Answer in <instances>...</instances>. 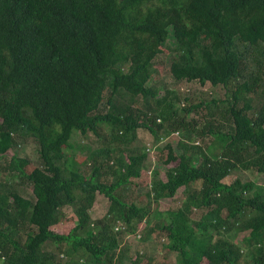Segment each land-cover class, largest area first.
I'll use <instances>...</instances> for the list:
<instances>
[{"label": "trees", "instance_id": "obj_1", "mask_svg": "<svg viewBox=\"0 0 264 264\" xmlns=\"http://www.w3.org/2000/svg\"><path fill=\"white\" fill-rule=\"evenodd\" d=\"M162 55L173 79L226 97L179 106L160 95L161 79L148 82ZM105 126L110 143L89 157L72 141ZM138 129L202 144L168 137L149 156L132 146ZM29 137L38 165L18 153ZM9 150L0 264H165L169 253L175 264H264V184L244 179L264 174V0H0V156ZM97 194L107 209L93 219Z\"/></svg>", "mask_w": 264, "mask_h": 264}, {"label": "rangeland", "instance_id": "obj_2", "mask_svg": "<svg viewBox=\"0 0 264 264\" xmlns=\"http://www.w3.org/2000/svg\"><path fill=\"white\" fill-rule=\"evenodd\" d=\"M168 58H169L168 56L167 57H165L164 55L161 56V60H163L162 64H160L161 73H159L158 76L154 75L150 79V81L148 82V85H153L154 83H159L158 81L161 79L160 95L164 94V92L166 90L171 91V92H175L176 96L179 98V102H180L179 106H182L184 104L183 98L186 95L194 96V100H196L197 98L224 99L226 97L225 90L222 86H212L207 82L204 84H201L197 81L187 82L185 80L177 81V80L173 79L171 74L169 73L170 61ZM167 101H169V99H167ZM150 102H152L151 99H150ZM218 107H219V109H221L222 107H226V103L218 104ZM210 109H215V107L210 106V107H207L206 110L208 111ZM179 113L181 114L182 111L179 110ZM191 115H193V114H191ZM219 120H221V118H219ZM158 121H160V120H158ZM222 121L225 122V126L227 128L228 124L230 123V120L228 119V117L223 118ZM201 127H202V123L199 124L198 128H201ZM99 132H100L99 136L93 134L90 131H88L84 134L76 132V133H73L72 141L75 142L76 144L85 145V148L83 149L82 154L88 155V157H89L90 152L92 150H95L101 146V144L99 143L100 140L107 138L108 143H110L109 142L110 141L109 140L110 129L105 126L104 128H101L99 130ZM172 133L173 132H171V131H165L164 133L160 132L157 136H154L146 129H138L136 141L132 144V146L136 147L139 151H142L144 149L149 151V156H151V154L154 153L155 148L158 145H160L159 142H162V143L165 142L166 140H168V137H169V140H171L174 143H176L178 140L183 138L184 140L188 139V141H193L196 144H200V145L202 144V140L200 138H197V136L193 132H190V139L187 137L186 132H184L182 130H179L178 133H176L175 131L173 134ZM161 134H163V135H161ZM166 135H168V136H166ZM20 145L21 146L18 149L19 155L21 157L28 158L32 163H34L35 165H38L39 164V156H38V151H37V145L34 142V139L29 137V138H26L25 140H21ZM12 153H13V151L9 150L8 152H6L4 154V156H2V157L0 156V165H3L4 162L7 161L12 156ZM149 159L151 160V162L149 161V163H148V168L150 170L146 173V176H145V180H147V181H148V174L152 175V172L154 171V169L152 168L154 160L151 158H149ZM0 173H1V169H0ZM248 178L255 180L257 183L259 182L261 185L264 184V174L260 175V176H255V175H251V174H249L248 176H244V179H248ZM15 186H16L17 190L23 196L30 198V199L34 198L29 184H27V183H24V184L21 183L20 184V183L15 182ZM143 190H144V188L139 189V191H143ZM182 200H183V197H182L181 190L177 191L176 196L174 198L161 200L158 203L157 215L155 216V219L157 221L158 220H165L164 212L169 208V206H171V205L177 206L181 203ZM106 201H107V199L104 195H102V194L96 195L95 203H94L92 209L90 210V214H91V217L93 219L100 218L101 216L104 215V213L106 212V209H107ZM64 211L66 212L67 215L73 216V207L65 206ZM196 216H198V215H195V217ZM148 217L149 218L151 217V219H153V217H154L153 213H150ZM132 237H133V235H129L124 240L126 241V240H128L127 238L131 239ZM158 240L159 239L157 238V239H151L148 241L147 252L149 254L153 255V254L157 253L156 242H158ZM164 263L165 264H175V255L173 253H169L167 255L166 260H164ZM125 264H129L128 259L125 260Z\"/></svg>", "mask_w": 264, "mask_h": 264}]
</instances>
